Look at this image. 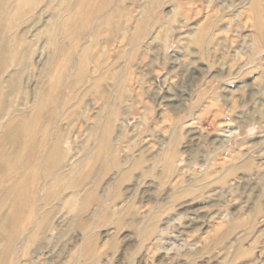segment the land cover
<instances>
[{"label": "rangeland", "instance_id": "1", "mask_svg": "<svg viewBox=\"0 0 264 264\" xmlns=\"http://www.w3.org/2000/svg\"><path fill=\"white\" fill-rule=\"evenodd\" d=\"M0 264H264V0H0Z\"/></svg>", "mask_w": 264, "mask_h": 264}]
</instances>
